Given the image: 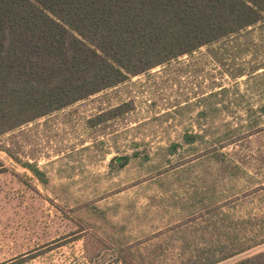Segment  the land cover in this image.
Returning a JSON list of instances; mask_svg holds the SVG:
<instances>
[{
    "label": "rangeland",
    "instance_id": "1",
    "mask_svg": "<svg viewBox=\"0 0 264 264\" xmlns=\"http://www.w3.org/2000/svg\"><path fill=\"white\" fill-rule=\"evenodd\" d=\"M262 252L264 20L0 136V264Z\"/></svg>",
    "mask_w": 264,
    "mask_h": 264
},
{
    "label": "trees",
    "instance_id": "2",
    "mask_svg": "<svg viewBox=\"0 0 264 264\" xmlns=\"http://www.w3.org/2000/svg\"><path fill=\"white\" fill-rule=\"evenodd\" d=\"M263 20L264 0H0V136Z\"/></svg>",
    "mask_w": 264,
    "mask_h": 264
}]
</instances>
